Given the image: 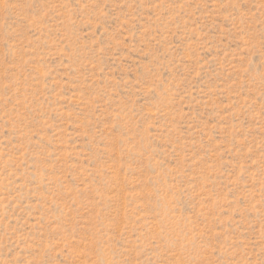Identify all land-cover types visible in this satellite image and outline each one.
Masks as SVG:
<instances>
[{
    "label": "rangeland",
    "instance_id": "1",
    "mask_svg": "<svg viewBox=\"0 0 264 264\" xmlns=\"http://www.w3.org/2000/svg\"><path fill=\"white\" fill-rule=\"evenodd\" d=\"M0 264H264V0H0Z\"/></svg>",
    "mask_w": 264,
    "mask_h": 264
}]
</instances>
